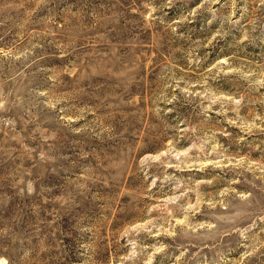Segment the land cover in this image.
<instances>
[{"label":"rangeland","instance_id":"rangeland-1","mask_svg":"<svg viewBox=\"0 0 264 264\" xmlns=\"http://www.w3.org/2000/svg\"><path fill=\"white\" fill-rule=\"evenodd\" d=\"M0 264H264V0H0Z\"/></svg>","mask_w":264,"mask_h":264}]
</instances>
